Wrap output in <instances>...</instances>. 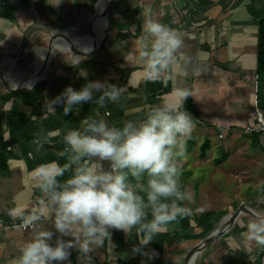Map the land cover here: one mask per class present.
<instances>
[{"label": "crops", "instance_id": "0c3cea01", "mask_svg": "<svg viewBox=\"0 0 264 264\" xmlns=\"http://www.w3.org/2000/svg\"><path fill=\"white\" fill-rule=\"evenodd\" d=\"M97 1L0 0V76H7L0 81L3 218H20L40 210L47 219L48 201L35 186V170L44 164L66 162L58 155L66 147L63 137L68 130L80 128L86 118L122 127L125 121L144 119L152 106L173 102L174 90L187 87L190 96L184 109L192 115L194 128L186 141L203 138L211 144L213 137L218 138L217 127H227L225 136L246 127L257 131L253 106L260 89L264 96V79L259 80L256 72L257 23L264 0H111L101 41H92L87 50L75 44L52 53L37 82L24 84L22 80L33 79L47 47H63L93 34L101 21ZM145 8H151L153 17L184 41L183 58L156 80L146 79L140 59ZM88 81H107L125 90L116 103L105 107L83 103L68 115L63 114L62 106L56 111L46 106L66 86L79 90ZM102 163L108 169L109 162ZM212 217L196 211L178 219L157 234L143 254L133 251L138 244L134 232L129 237L113 229L111 244L105 241L91 253L93 264H182L185 253L211 229L216 221ZM45 219L38 223L55 232ZM251 220L241 215L219 239L220 248L214 242L215 250L211 246L208 257L202 259L205 248L198 264H264V247L248 238ZM30 232L0 234V264H11ZM57 236L59 233L49 243L54 245ZM78 256L71 250L70 264H80Z\"/></svg>", "mask_w": 264, "mask_h": 264}, {"label": "clouds", "instance_id": "9594fccd", "mask_svg": "<svg viewBox=\"0 0 264 264\" xmlns=\"http://www.w3.org/2000/svg\"><path fill=\"white\" fill-rule=\"evenodd\" d=\"M142 15L140 59L146 79L156 80L183 58L184 41L156 20L151 8H145ZM124 90L107 81H88L79 90L66 86L46 106L53 111L62 106L63 114L68 115L83 103L100 107L116 103ZM173 95V102L152 106L144 119L125 121L122 127L86 118L80 128L66 132V147L58 153L66 162L44 164L35 170V186L48 201L45 220L55 232L38 223L43 221L40 217H33L28 239L11 264H70L73 249L79 253L80 264H93L91 253L105 241L111 244L113 229L129 237L134 232L138 244L133 251L143 254L157 234L190 215L191 209L184 205L193 195L181 185L177 163L186 154V138L194 128L192 115L184 109L190 92L187 87H177ZM104 161L109 162L108 169L103 167ZM66 173L70 175L61 181ZM247 228L248 238L264 247V215L258 214ZM56 233L59 236L53 245L49 242Z\"/></svg>", "mask_w": 264, "mask_h": 264}, {"label": "rangeland", "instance_id": "374dc122", "mask_svg": "<svg viewBox=\"0 0 264 264\" xmlns=\"http://www.w3.org/2000/svg\"><path fill=\"white\" fill-rule=\"evenodd\" d=\"M91 43L85 44L83 48L91 46ZM203 141V138L199 141L196 138L188 139L186 154L177 158L180 183L193 195V199L185 202L184 206L190 208L191 213L205 212L216 220L201 239L220 227L224 218L241 204L264 215V132L257 128L255 132L246 133L243 129L222 138L215 136L204 157L200 155ZM242 216L254 219L248 214ZM222 238L215 241L217 248H220L219 239ZM213 243L203 251L202 259L208 257L211 246L215 250ZM187 253L183 262L186 261ZM201 258L197 259L196 264Z\"/></svg>", "mask_w": 264, "mask_h": 264}, {"label": "water", "instance_id": "95a60500", "mask_svg": "<svg viewBox=\"0 0 264 264\" xmlns=\"http://www.w3.org/2000/svg\"><path fill=\"white\" fill-rule=\"evenodd\" d=\"M98 2H99V0L97 1L96 6L98 5ZM109 2H111V0H107V7H106L104 13L99 15L100 18L105 22V25H104V28L102 29V31L100 32V34L97 37L93 38L94 39L93 44L97 43L98 41H101V39L103 38V36L105 34L106 24H107L106 11L109 7L108 6ZM89 35H91V33ZM85 37H87V36H81L80 38H85ZM76 39L77 38L73 39L72 42L68 43L67 45H65L63 47H54V46L47 47L45 49L46 53L49 54L47 61L49 60V57L52 55V53H55V52L58 53V52H61L63 50L71 49L73 47V45H75ZM42 67H43V65L40 63V61L37 62V67L35 68V72L33 74V79L31 80V82L23 81V83L27 84V85L28 84H35L37 82V80L39 79L40 73L42 71ZM6 78H7V76H0V81H3ZM245 213L248 215H251L254 218L258 215V213L255 212L252 208L248 207L247 205L241 204L234 212H232L228 215L227 221L225 223H223L220 227L216 228L215 230H213L212 232H210L209 234L204 236L202 239H200L188 251V253L186 255V261L184 260L183 264H194V261H195L197 255L200 252H202L205 248H207L208 245L212 244L218 238H220L224 233H226V231H228V229H230V227L235 223V221L242 214H245Z\"/></svg>", "mask_w": 264, "mask_h": 264}, {"label": "built area", "instance_id": "2783aa9c", "mask_svg": "<svg viewBox=\"0 0 264 264\" xmlns=\"http://www.w3.org/2000/svg\"><path fill=\"white\" fill-rule=\"evenodd\" d=\"M253 112L256 118L258 128L264 132V110L258 107L255 103L253 106ZM226 128L224 129L222 127H217L216 131L218 133L219 138L225 136L226 131L228 130ZM244 130L246 133L252 132L250 127H246ZM37 201H39V199H37ZM33 217H40L41 220L45 219V216L41 213L40 210H35L20 218L11 217L9 219H6L0 216V234L12 230L22 232L31 230L29 222L32 220Z\"/></svg>", "mask_w": 264, "mask_h": 264}, {"label": "trees", "instance_id": "16d2710c", "mask_svg": "<svg viewBox=\"0 0 264 264\" xmlns=\"http://www.w3.org/2000/svg\"><path fill=\"white\" fill-rule=\"evenodd\" d=\"M257 44H256V72L259 80L264 79V12L257 23ZM257 105L264 110V96L263 93H257ZM210 148L209 141L205 140L200 145V155L205 156V152ZM209 215L208 213H206Z\"/></svg>", "mask_w": 264, "mask_h": 264}, {"label": "bare ground", "instance_id": "6f19581e", "mask_svg": "<svg viewBox=\"0 0 264 264\" xmlns=\"http://www.w3.org/2000/svg\"><path fill=\"white\" fill-rule=\"evenodd\" d=\"M106 7H107V0H100L99 1V11H100V14H103L104 13V11H105V9H106ZM104 25H105V22L101 19V21H100V25L97 27V29L93 32V34H91V35H89V36H87V37H85V38H82L80 41H78V42H76L75 44H78L79 46H81L82 48H83V46L86 44V43H90V42H92L94 39V37H97L99 34H100V32L102 31V29L104 28ZM85 50H87V48H85ZM47 56H49V54L48 53H46L45 52V54L43 55L42 54V56H41V58H40V63L42 64V65H44V63H45V59L47 58ZM48 59V58H47ZM17 76V75H16ZM17 78H18V76H17ZM18 79H20V78H18ZM22 81H24V80H22ZM227 217H228V215L224 218V221H223V223H225L226 221H227ZM201 253V252H200ZM200 253L197 255V257H196V259H195V261H194V264H195V262L197 261V259L199 258V256H200Z\"/></svg>", "mask_w": 264, "mask_h": 264}]
</instances>
